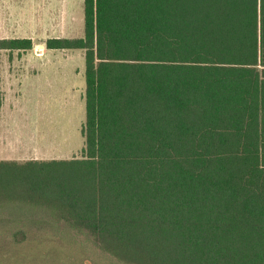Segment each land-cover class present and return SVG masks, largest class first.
<instances>
[{"label": "trees", "instance_id": "obj_1", "mask_svg": "<svg viewBox=\"0 0 264 264\" xmlns=\"http://www.w3.org/2000/svg\"><path fill=\"white\" fill-rule=\"evenodd\" d=\"M45 46L83 52L81 156L0 159V242L264 264V0H83L82 35Z\"/></svg>", "mask_w": 264, "mask_h": 264}, {"label": "rangeland", "instance_id": "obj_2", "mask_svg": "<svg viewBox=\"0 0 264 264\" xmlns=\"http://www.w3.org/2000/svg\"><path fill=\"white\" fill-rule=\"evenodd\" d=\"M66 3L68 18L63 20V37L81 36L83 4L81 0ZM32 52L36 57L65 60L62 67H56L63 70V76L53 77L51 92L43 94L32 91V84L23 81L1 83V152L11 158L8 160L16 161L80 157L85 117L83 52L74 49ZM8 55V51H0V60L9 58ZM10 55L21 59L31 57L21 52ZM38 233L39 239L22 244L0 242V264H122L74 232L66 237L52 236L53 231L48 228Z\"/></svg>", "mask_w": 264, "mask_h": 264}, {"label": "crops", "instance_id": "obj_3", "mask_svg": "<svg viewBox=\"0 0 264 264\" xmlns=\"http://www.w3.org/2000/svg\"><path fill=\"white\" fill-rule=\"evenodd\" d=\"M66 2L67 0H0V38H27L32 43V47L26 50L0 49V51H8L9 54V58L0 60V85L3 82L11 84L23 81L27 85L32 84V91L37 93L51 92L53 77L63 76V70L56 67H62L65 60L36 57L32 51L40 50L44 53L48 50H63L47 48L45 42L40 43V41H46L48 38H63V20L68 18ZM13 52L28 53L31 57L11 58L10 54ZM53 62L56 63L55 66H52ZM14 67L17 69L15 70ZM73 73L76 74V69ZM1 109L2 101L0 114ZM1 129L0 117V159H11L4 157L1 152Z\"/></svg>", "mask_w": 264, "mask_h": 264}]
</instances>
